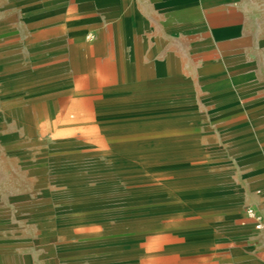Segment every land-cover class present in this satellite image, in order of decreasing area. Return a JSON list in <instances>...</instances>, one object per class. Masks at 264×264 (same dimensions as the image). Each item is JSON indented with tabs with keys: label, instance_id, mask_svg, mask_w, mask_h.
Masks as SVG:
<instances>
[{
	"label": "crops",
	"instance_id": "obj_1",
	"mask_svg": "<svg viewBox=\"0 0 264 264\" xmlns=\"http://www.w3.org/2000/svg\"><path fill=\"white\" fill-rule=\"evenodd\" d=\"M19 16L0 40V105L35 106L45 118L50 108L57 118L189 119L209 145L227 137L247 165L264 166V0H30ZM253 189L245 201L264 217V183ZM164 236L126 246L106 239L93 259L264 264V233L244 210L189 239Z\"/></svg>",
	"mask_w": 264,
	"mask_h": 264
},
{
	"label": "rangeland",
	"instance_id": "obj_2",
	"mask_svg": "<svg viewBox=\"0 0 264 264\" xmlns=\"http://www.w3.org/2000/svg\"><path fill=\"white\" fill-rule=\"evenodd\" d=\"M27 1L0 0V40L18 28ZM5 107L0 264H98L93 255L106 239L125 246L156 235L189 239L236 210L261 212L245 199L264 183V166L247 165L227 137L209 145L189 119L86 111L57 118L50 108L45 118L35 106L15 104L11 114Z\"/></svg>",
	"mask_w": 264,
	"mask_h": 264
},
{
	"label": "built area",
	"instance_id": "obj_3",
	"mask_svg": "<svg viewBox=\"0 0 264 264\" xmlns=\"http://www.w3.org/2000/svg\"><path fill=\"white\" fill-rule=\"evenodd\" d=\"M246 215L253 221L255 231L264 233V217L251 208L246 209ZM262 248L264 249V240Z\"/></svg>",
	"mask_w": 264,
	"mask_h": 264
}]
</instances>
